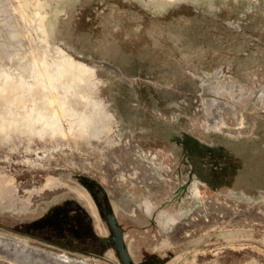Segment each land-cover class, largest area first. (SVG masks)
Instances as JSON below:
<instances>
[{
    "label": "rangeland",
    "instance_id": "1",
    "mask_svg": "<svg viewBox=\"0 0 264 264\" xmlns=\"http://www.w3.org/2000/svg\"><path fill=\"white\" fill-rule=\"evenodd\" d=\"M67 58L93 77L55 87L103 110L94 138L26 119ZM0 88V264H53L16 245L83 264H264V192L214 189L204 179L224 177L201 169L264 151V0H0Z\"/></svg>",
    "mask_w": 264,
    "mask_h": 264
},
{
    "label": "bare ground",
    "instance_id": "2",
    "mask_svg": "<svg viewBox=\"0 0 264 264\" xmlns=\"http://www.w3.org/2000/svg\"><path fill=\"white\" fill-rule=\"evenodd\" d=\"M68 60H65V64H59L56 68L55 74H51L47 69L43 73L42 80L48 81L51 88L49 91L53 90L49 97H45V100L49 104V108L44 110H35L31 109L28 115L26 116V119H28L29 125H37L41 124L43 127L41 128L40 132L43 131H52V132H58L63 130L62 121L63 119L68 120L69 124V133L68 134H75L73 133V130H77L79 135H76L75 138L78 136H82V139H84V136L92 137L96 136L98 131L101 130V128H104L106 123V115L104 114L103 110L98 107L96 104L89 101L87 98L88 96L84 93L82 89H63L64 94H61L59 92V89H56L55 82H58L62 78L70 77L72 79V83H75L76 81L83 82V81H90L93 77V71L88 68L83 63L74 62V60L67 58ZM70 59V61H69ZM218 72H216L217 74ZM89 77V78H88ZM6 88H0V93L5 92ZM84 94V95H83ZM75 96L76 100H82L86 101L84 108L86 109V112H78L76 106L73 104V102H70V99L68 96ZM76 101V104H79V101ZM36 113L34 114V112ZM34 114V115H33ZM233 117L235 114L232 115ZM238 127L243 128L244 122L241 120H237ZM224 124H219L214 126L215 130L218 132L221 130ZM65 132V131H64ZM67 134V132H65ZM77 134V133H76ZM167 136H163L165 139ZM178 137L170 136L167 137L166 140L171 142L178 141ZM174 144V143H172ZM193 148H192V147ZM194 152V145L192 143H189L184 148V156L189 157L191 153ZM196 193H199V190L196 191ZM149 207V206H148ZM149 210V208L147 209ZM17 247V248H16ZM16 250L19 253H22L24 255H28L32 259L40 258L46 261V263L53 262V264H83L81 262H76L70 259L67 256H57L54 255L52 258L43 255L40 252H37L36 250L30 249L29 247L25 245H16Z\"/></svg>",
    "mask_w": 264,
    "mask_h": 264
},
{
    "label": "crops",
    "instance_id": "3",
    "mask_svg": "<svg viewBox=\"0 0 264 264\" xmlns=\"http://www.w3.org/2000/svg\"><path fill=\"white\" fill-rule=\"evenodd\" d=\"M257 150L258 152L251 153V157L255 159L253 161L244 160L245 155H242L240 151L237 156L234 155L236 157L232 161V155L230 157L226 151H223V154L220 156L222 160L218 162L221 172L219 171L218 166L211 162H205L201 169L211 170L210 174L212 177H217L216 174H218L224 178H217L218 181L214 182V180L209 176V178L204 179V181L209 187L218 189L220 191L225 190L224 188L227 187L228 190L232 188H240L244 192L249 191L248 189H255L258 192H264V157L261 158L260 155V152L264 151H262L259 147ZM253 164L259 165L260 168L257 171V175L255 177L251 175L250 171L247 172V174L241 172L246 168L250 170ZM231 171L238 173L231 178L226 177V172Z\"/></svg>",
    "mask_w": 264,
    "mask_h": 264
}]
</instances>
